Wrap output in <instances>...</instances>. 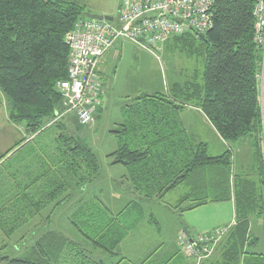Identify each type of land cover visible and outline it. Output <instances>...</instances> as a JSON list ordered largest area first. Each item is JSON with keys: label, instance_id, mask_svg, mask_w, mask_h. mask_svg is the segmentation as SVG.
Here are the masks:
<instances>
[{"label": "trees", "instance_id": "16d2710c", "mask_svg": "<svg viewBox=\"0 0 264 264\" xmlns=\"http://www.w3.org/2000/svg\"><path fill=\"white\" fill-rule=\"evenodd\" d=\"M255 3L218 0L205 38L195 32L173 37L188 54L203 59L201 78L196 74L184 83L176 82L171 94L136 97L124 106L123 122L112 131L119 142L110 154L112 164L127 167L125 178L142 197L163 199L185 186L179 204L188 205L181 211L234 200L236 222L227 233L232 246L226 264H240L242 249L250 240L249 219L264 217V54L256 42ZM84 12L85 5L77 0H0V90L10 101V119L28 135L0 158L5 160L0 166L39 137L53 135L50 146L22 150L20 160L12 164H17L21 184L12 180L6 190L0 188V227L9 236L52 204L55 210L77 193L85 199L99 176L96 153L73 133L78 122L56 117L63 102L57 84L68 77L70 48L65 37L78 20L87 18ZM186 105L200 107L230 145L253 139L261 161L260 189L253 190V183L233 175L231 147L214 156L205 142L190 136L180 118ZM11 178H16L15 171ZM81 207L72 222L83 241L48 229L21 257H3L6 264H106L95 258L94 249L116 254L126 236L146 219L138 200L117 213L100 200ZM252 262L264 264V252Z\"/></svg>", "mask_w": 264, "mask_h": 264}, {"label": "rangeland", "instance_id": "374dc122", "mask_svg": "<svg viewBox=\"0 0 264 264\" xmlns=\"http://www.w3.org/2000/svg\"><path fill=\"white\" fill-rule=\"evenodd\" d=\"M77 1L85 5L88 12L106 14L114 18L119 15L121 0ZM171 39L169 38L168 42L153 47H142L130 39H120L111 51L104 55L99 68L104 85L101 96L102 102L96 111L94 123L86 126L81 125L74 112H68L59 118L71 117L73 118L72 121L79 123L72 124L73 133L88 143L96 153L100 164L99 176L88 187L86 193H83L85 199L80 200L83 195L77 193L71 200L62 203L55 210H53L52 204L44 209L40 215L32 218L29 224L12 233L11 236L0 227V259L3 261L0 264H6L3 257L7 255L21 257L25 248L48 229L61 232L76 242L83 241L84 237L74 226L72 219L77 211L83 209L81 206L85 202L100 200L112 212L117 213L130 201L142 198L134 190L131 181L125 178V175L128 174L127 167L123 164H112L110 154L119 146L118 139L112 131L119 129L118 124L123 122L124 106L132 104L136 97L155 92L168 93L169 88L174 83H184L186 80L196 77V74L199 79L201 78L204 67L203 59L188 54L175 39ZM261 101L263 102L262 97ZM6 106L4 100L0 98V156L13 146L8 142L14 140L12 143L14 144L28 137L23 128L24 131L21 134L15 133L14 130H7L10 136H6V140L2 139L4 127L8 128L5 124L1 125L3 118L6 117ZM61 110H64L63 105ZM180 117L189 133L198 141H203L208 145L211 155H220L227 149V146H224L216 138L208 126L202 123L200 114L186 110L181 112ZM52 139V133L48 132L29 143L22 150L35 148L42 151L52 144ZM231 145L234 153L233 175L239 176L241 181L253 183L255 186L253 190L260 189L262 187L260 182L261 161L256 157L253 139L248 137ZM261 147L264 155V142H262ZM22 150L15 153L8 162L0 166V188L5 189L4 187H7L12 180L15 182L21 180V173L17 169V164L16 166H12V164L20 160ZM262 158L264 161V156ZM14 171L16 178L12 179L11 174ZM186 192V187L181 186L167 194L164 202L153 199L150 201L154 202L145 203L146 219L143 220L145 221L144 224L142 222L140 224L143 226L136 230L137 238L133 234V244L131 245L135 249L136 245L142 241L146 243L145 252L141 253V258H146V264H180L181 256L171 258L175 251L174 244L177 243L176 220L184 227L190 226L192 232L205 233L206 230L195 229V226L202 225L208 227L207 230L210 228L212 230L236 218L234 200L209 202L205 206L181 211V207L184 209L188 205L186 202L179 204V198ZM4 201L6 202V200ZM162 203L173 210L175 216L166 207H161ZM159 219H162L160 224L157 223ZM251 220L253 236L258 239L251 252H264L263 217L254 215ZM94 250L96 252L95 258L99 259L97 253L103 252L99 249ZM103 255L108 256L105 253ZM120 258L112 259V261L114 263L119 262ZM252 261H254V256L249 255L247 264L253 263ZM212 264H224V259L217 257Z\"/></svg>", "mask_w": 264, "mask_h": 264}, {"label": "built area", "instance_id": "2783aa9c", "mask_svg": "<svg viewBox=\"0 0 264 264\" xmlns=\"http://www.w3.org/2000/svg\"><path fill=\"white\" fill-rule=\"evenodd\" d=\"M218 0H121L112 21L82 18L65 37L70 48L68 77L58 82L64 110L77 115L81 125H92L101 104L103 83L99 64L120 39H130L142 47H153L169 38L189 32L206 33L213 26V9ZM256 42L264 54V0H256ZM263 82V81H262ZM229 226L210 232L187 234L177 243L186 258L196 263L210 256Z\"/></svg>", "mask_w": 264, "mask_h": 264}, {"label": "crops", "instance_id": "0c3cea01", "mask_svg": "<svg viewBox=\"0 0 264 264\" xmlns=\"http://www.w3.org/2000/svg\"><path fill=\"white\" fill-rule=\"evenodd\" d=\"M111 51V50H110ZM110 51H108L107 53H109ZM103 60V59H102ZM101 63L102 61L100 62L99 64V68L101 66ZM99 73L101 74L100 70H99ZM102 75V74H101ZM175 84V83H174ZM173 84V85H174ZM173 85L169 88V92L168 94H171L172 93V87ZM104 86V85H103ZM102 95H103V88H102ZM0 98H2L4 100V102L6 103V107H7V113H6V117L3 118V121H2V124H5L8 128L3 131L2 133V139L3 140H6V136H10L9 133L7 132V130H14L15 133L18 132V134H21V132H23V126L22 125H18L14 122H12V120L10 119V101L9 99L7 98V96L2 92V90H0ZM101 102H102V99H101ZM186 110H190V111H194V112H197L198 114H200V117L202 118V123L205 124L206 126H208V128L216 135V138L224 145V146H227L226 148H230L232 149V145H230L229 143H227L226 141H224L222 139V137L220 136V134L217 132L216 128L214 127V125L210 122V120L207 118V116L205 115V113L202 111V109L200 107H197V106H192V105H186L185 108H183L181 111H180V115H181V112H184ZM99 114V113H98ZM96 117V115H95ZM181 118V117H180ZM68 119L72 120L73 118L69 117ZM182 120V119H181ZM183 123V122H182ZM120 124V123H119ZM118 124V125H119ZM184 125V124H183ZM184 127L186 128V126L184 125ZM187 129V128H186ZM188 131V129H187ZM189 132V131H188ZM190 134V133H189ZM191 135V134H190ZM191 137L196 141V142H203V141H198L196 138H194V136L191 135ZM11 140V139H10ZM9 140V141H10ZM14 140H12L11 142H8L10 143L11 145V148H9L8 150H6V152H3L0 156V158L5 154L7 153L10 149H12L17 143L19 142H15L14 144L13 143ZM22 141V140H21ZM20 141V142H21ZM240 142V141H239ZM254 147V146H253ZM12 154V152L8 155V157ZM234 155V153H233ZM5 160H0V164L3 163ZM21 181H22V177H21V180H20V184H21ZM17 183V182H16ZM19 190H20V195H21V192H22V187L21 185L18 186ZM178 189V188H177ZM173 192V191H172ZM171 193V192H170ZM168 193V194H170ZM167 196V195H166ZM166 196L163 198V199H157L159 200V202H164V199L166 198ZM182 197V196H181ZM181 197L179 198V200L181 199ZM153 199H156V198H153ZM153 199H150V198H139V199H136L138 201H141L143 206H145V203H150V202H154V201H150V200H153ZM156 202V201H155ZM165 204L162 203V205H160L161 207H166L167 210H169L171 212V214L173 216H175V212L171 209H169L167 206H164ZM205 206V205H204ZM145 208V207H144ZM260 217V216H259ZM252 218V217H251ZM251 218L249 219L248 221V228H249V231H248V238H250V240H248L245 244V246L243 247L242 250H244L245 253L241 254V258H240V264H246V261L248 260V256L249 255H253L254 256V259L255 257H257V254L259 253H262V252H255V253H252L251 250H253L257 244V238H255L253 236V223H252V220ZM263 220H264V217H263ZM162 221V219H159L157 220V223L160 224ZM145 222V221H142V223ZM177 222V225L175 226V232L177 233V238H178V235L184 231L183 228V224L179 223L178 220H176ZM235 219H233L231 222L225 224V225H220L218 227H222V226H229V229L231 226H234L235 224ZM264 222V221H263ZM148 223V222H147ZM141 224V223H140ZM138 224V226H136L127 236L126 238L121 242L120 246L118 247L117 249V253L112 255V256H106V255H103V253H97L99 254V259H104L106 264H146V258H141V253H144L145 252V249H146V243L144 241H142V243H139L136 245V248L133 249L132 248V238H133V234L135 236V238H137L138 235H135L137 234L136 230H138L141 226L143 225H140ZM144 224V223H143ZM188 229H189V232L190 234H196L197 232H192L190 230V226H187ZM216 227V226H215ZM195 229H201V230H206V232H210L211 231V228L209 230L208 227H204L202 225H196L195 226ZM214 229V228H213ZM229 231V230H228ZM228 233V232H227ZM225 234L222 239L217 243L213 253L208 256L207 258L203 259L200 263H196L195 260H192V259H188L185 257V255L182 253V251L180 250L179 246H178V243H175L174 244V252L172 253V257L173 258L174 256L178 257V256H181V258L179 259L180 261V264H212L214 262V260L217 259V257H222L224 259V264H226V256L228 254V251H229V247L232 246V243H231V240L228 239V234ZM246 236V238H245ZM244 236V240L247 239V234H245ZM132 248V249H130ZM118 257H121L119 262H116L114 263L112 261V259H117Z\"/></svg>", "mask_w": 264, "mask_h": 264}, {"label": "water", "instance_id": "95a60500", "mask_svg": "<svg viewBox=\"0 0 264 264\" xmlns=\"http://www.w3.org/2000/svg\"><path fill=\"white\" fill-rule=\"evenodd\" d=\"M84 15H85V17L90 18V19L108 20V21H112L114 19V17L106 15V14L92 13V12H88V11L84 12ZM199 36L202 37V38H205L206 37V33H201V34H199ZM263 72H264V68H263ZM263 84L264 83L262 82V90L264 89L263 88ZM183 230L187 234H190L189 229H188L187 226H185L183 228Z\"/></svg>", "mask_w": 264, "mask_h": 264}]
</instances>
